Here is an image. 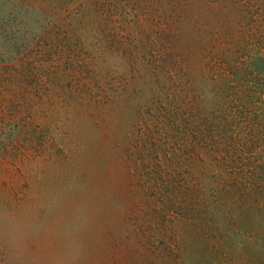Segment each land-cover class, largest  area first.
<instances>
[{"label":"rangeland","instance_id":"374dc122","mask_svg":"<svg viewBox=\"0 0 264 264\" xmlns=\"http://www.w3.org/2000/svg\"><path fill=\"white\" fill-rule=\"evenodd\" d=\"M52 249L264 264V0H0V264Z\"/></svg>","mask_w":264,"mask_h":264},{"label":"crops","instance_id":"0c3cea01","mask_svg":"<svg viewBox=\"0 0 264 264\" xmlns=\"http://www.w3.org/2000/svg\"><path fill=\"white\" fill-rule=\"evenodd\" d=\"M25 254L12 260L11 264H122L111 259V255H99L91 249H52L39 256Z\"/></svg>","mask_w":264,"mask_h":264}]
</instances>
